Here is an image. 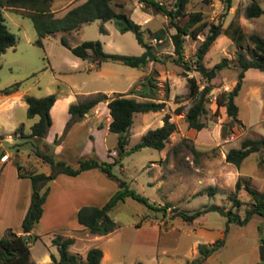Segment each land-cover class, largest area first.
<instances>
[{
  "label": "rangeland",
  "instance_id": "1",
  "mask_svg": "<svg viewBox=\"0 0 264 264\" xmlns=\"http://www.w3.org/2000/svg\"><path fill=\"white\" fill-rule=\"evenodd\" d=\"M82 1L51 0L49 8L55 17H59ZM157 1L166 7L173 3V0ZM250 1L231 0L230 7L225 8L224 0H188L184 11H199L206 22L195 38L183 36L182 56L191 68L194 52L206 35L209 24H220V33L202 57L205 67L222 58L235 63L238 56L245 59L255 56L247 34L264 36V14L246 18L243 9ZM254 1L264 9V0ZM110 5L140 25L153 53L162 61H150L142 68L113 61H103L97 66L72 55L60 43V37L69 46L85 40H98L107 53L139 55L142 47L131 31L120 32L112 20L101 22L97 19L83 22L76 29L55 31L43 37L41 45H37L31 20L2 7L4 23L14 34L16 42L0 54V150L8 156L7 162L0 165V237L5 236L9 229L21 234L20 221L25 212L26 195L28 193L30 199L34 194L29 179L16 175L11 158H17L26 170L42 172L45 176L50 173V168L34 155L36 146L72 164L78 156L91 150L99 159L111 162L117 156V135L107 131L110 116L106 102L94 106L85 115V123L79 121L68 126V135L63 140L67 131L62 137L60 134L67 120L66 107L97 93L108 98L121 93L141 100L135 92H129L132 88H140L141 81L149 75L157 88L154 100L162 102V107L133 115L125 149L138 142L146 130L160 126L165 118L174 125V130L161 150L140 147L122 156L111 171L125 181L129 189L146 197L149 203L156 207L168 206L163 211H156L151 209L152 205L148 208L138 200L125 197L109 211L119 226L108 234L92 235L77 224L75 211L82 205L101 206L117 189L116 182L95 168L73 177L58 173L52 180L46 178L49 193L39 221L29 232L40 236L29 242L30 261H37V256L45 248L57 255L55 246L50 243L52 236L57 234L73 239L68 251L78 258H84L85 249L99 247L108 252L117 264H185L186 260L199 256L198 243L206 245L218 239L223 240L222 245L199 264L264 262L263 217L252 214L247 222L239 224L234 220L227 222L226 216L209 210L188 223L172 215L176 211L190 213L205 205H217L242 219L253 200L244 189H235L236 181L241 186L246 182L257 192H264V150L249 154L238 167L224 159L226 151L238 147L243 138H264V72L256 69L245 72L244 81L234 98L237 106L234 118L215 102L231 90L238 68L231 67L232 70L226 69L224 74L220 72L212 78V88L205 104L207 112L201 118L204 126L198 131L189 129L184 120L191 103L185 95L186 77L193 76L199 82V88L202 80L192 69L182 75V67L174 63L175 54L169 37L174 28L167 17L154 9L142 7L134 0H110ZM185 18V15L181 16L179 23L182 24ZM158 29L163 35L157 41L150 33ZM235 29H239L241 39H234ZM14 84H17L16 91L3 93ZM50 93L55 95V107L53 112L51 110L52 123L43 142L20 139L14 130L21 125L26 134L37 119V116L27 117L23 97H41ZM176 107H180L178 113L174 111ZM54 137L59 142L64 141L62 150H59L64 154L56 151L57 144L52 143ZM191 148L197 152L196 155ZM74 155L77 158H73ZM208 186L215 189L211 195L205 191ZM64 191L70 197L63 196ZM232 195L239 200L238 206H233ZM260 251H263L262 260Z\"/></svg>",
  "mask_w": 264,
  "mask_h": 264
},
{
  "label": "trees",
  "instance_id": "2",
  "mask_svg": "<svg viewBox=\"0 0 264 264\" xmlns=\"http://www.w3.org/2000/svg\"><path fill=\"white\" fill-rule=\"evenodd\" d=\"M144 8H151L166 16L168 23L174 28V32L170 34V40L173 45L174 63L182 67L181 74L186 75L185 71L190 69L199 73L202 86L199 88V82L193 76L186 77L187 91L186 97L191 100L184 115L186 126L195 131L200 130L204 126L202 117L206 114L207 94L212 88L211 79L223 73L226 69L232 70L231 67L238 68L236 80L231 90L225 92L223 99H216V105L222 106L228 116L234 118L237 113V106L234 103V98L237 96L240 86L245 78V72L249 69H256L264 72V36L256 33L247 34L248 41L252 44L255 51V56L251 59H245L238 56L235 63L225 58L215 62L210 67H205L202 64V57L207 51L210 44L220 33V24H209L207 33L198 44L193 55V66L188 64L182 56L183 36L188 35L191 38L195 36L206 26V22L202 18L199 11L185 12V6L188 0H173L170 7H166L157 0H134ZM51 0H0V54L7 48H12L16 42L15 36L11 33L5 23L2 15V7H6L21 16L28 17L36 31L34 43L41 45V39L55 31L76 29L83 22L100 20L101 22L113 21L116 29L120 32L131 31L134 38L142 47V52L139 55H127L118 53H107L103 51L101 43L98 40H85L77 45L69 46L63 37H60V43L67 47L72 55L80 59H86L90 63H95L97 66L103 61L118 62L130 67L142 68L150 61H162L152 51V46L144 38L140 25L135 23L124 12H116L110 5V0H83L82 2L67 9L61 16L55 17L50 11L49 5ZM225 8L230 7L231 0H224ZM244 16L246 18L258 17L264 14L258 3L254 0L244 6ZM186 16L182 24L178 19L181 16ZM163 35L161 29L154 30L150 36L155 40H160ZM242 34L239 29L234 30V39H241ZM224 74V73H223ZM17 90V84L3 90L4 94ZM156 84L152 76H145L141 81V87L137 90L133 88L129 93L135 94L142 98L136 100L132 97H125L118 93L113 97L108 98L103 93H97L81 101L70 103L67 106L69 117L62 129V135L67 131L68 126L75 122L82 121L85 115L90 110L97 106L98 103L105 101L110 121L107 125V131L117 135L116 147L117 156L111 162L101 160L95 152H90L79 156L75 162L68 163L63 158L53 157L50 154L40 150L38 146L34 149V155L42 162L47 163L50 168V173L45 176L42 172L34 170H26L24 166L18 163V159L12 157V164L16 169L18 177H27L30 181L32 193H36L35 197H30L29 204L20 221L21 234H15L10 229L5 236L0 237V264H36L29 259V242H33L40 238L38 234H29L33 225L37 223L43 211V204L46 195L49 191L47 180H52L56 174L62 173L68 176H76L83 169L94 167L109 179L114 180L117 184V189L109 196V198L101 206L82 205L75 212V220L82 229L92 235H105L114 231L119 225L109 215V211L118 202H122L125 197L138 200L144 205L151 207L152 210L163 211L164 207H156L149 203L148 199L132 189H129L126 182L118 178L111 171L114 164L119 163L122 156L139 149L140 147H149L155 150H161L164 147L168 136L173 132L174 125L164 119V122L153 129L146 130L138 142L133 146L125 149L127 144V136L129 127L131 126L133 115L135 113H145L148 111H156L162 107V102L155 101ZM55 95L50 93L41 97L27 95L23 97L26 104L27 117L37 116L28 133H23L22 126L19 125L14 133L20 139H34L42 141L48 128L51 125L49 110L55 103ZM176 113L180 111V107L174 109ZM43 142V141H42ZM58 139L53 138L52 143L58 144ZM36 144V143H35ZM20 145V144H19ZM17 149V146H16ZM18 150V149H17ZM196 155L197 152L192 149ZM264 150V138H243L238 147H231L225 153V161L239 166L240 163L251 153H256ZM4 152L0 150V156ZM15 156V155H14ZM236 190L244 189L253 200L249 209H246L242 219L231 210H223L217 205H205L201 209H196L190 213L176 211L172 215L179 217L182 221L191 223L199 215L209 210H214L226 216L227 222L236 221L239 224H244L248 221L252 214H257L264 218V192H257L250 187L246 182L241 186L237 180L234 185ZM205 191L211 195L215 189L211 186L205 188ZM233 206L240 204L239 200L232 195ZM73 242L71 237H61L53 235L50 243L55 246L57 255L50 254L51 264H99L101 259V249L98 247H90L86 252L83 260H80L74 253L68 251V246ZM223 243L222 239L215 240L210 245L198 244V257L186 260L185 264H199L207 255L218 249ZM140 264V263H136ZM255 264H264L262 261H257Z\"/></svg>",
  "mask_w": 264,
  "mask_h": 264
},
{
  "label": "crops",
  "instance_id": "3",
  "mask_svg": "<svg viewBox=\"0 0 264 264\" xmlns=\"http://www.w3.org/2000/svg\"><path fill=\"white\" fill-rule=\"evenodd\" d=\"M101 103H99L98 105H100ZM68 106V105H67ZM54 107H55V105H53V107H51L50 108V110H49V115H50V117H51V123H52V115H51V110H52V112H53V109H54ZM66 111H67V107H66ZM68 117H69V114H67V119H68ZM87 119V118H86ZM86 119L84 118L80 123H85L86 122ZM67 121V120H66ZM85 121V122H84ZM73 125V124H72ZM51 126V125H50ZM68 132L69 131H67L66 132V134H65V136H64V138H63V140L65 139V137L68 135ZM87 133H88V131H87ZM60 141L56 146V151H59V150H62V148H63V145H64V141ZM90 143V142H89ZM86 144H88V142H86ZM91 144V143H90ZM59 152H61V151H59ZM61 153H63V152H61ZM64 154V153H63ZM76 155H74L73 156V158L75 157ZM79 157V156H78ZM75 158H77V157H75ZM7 161H5V162H0V165L1 164H4V163H6ZM94 169V167H88V168H85V169H83L79 174H81L82 172H84V171H87V170H89V169ZM96 169V168H95ZM78 175V174H77ZM76 175V176H77ZM68 176V175H67ZM71 177H73V176H71ZM48 193H49V191H48ZM62 195L63 196H65V197H70L69 196V194H68V192L67 191H64V193H62ZM72 195H74L73 193H71V196ZM28 193H27V195H26V197H27V200H26V203H25V208H24V210H26V208H27V206H28V203H29V199H28ZM107 200V199H106ZM105 200V201H106ZM76 212V211H75ZM214 242V241H213ZM213 242H211V243H213ZM211 243H208V244H211ZM198 244H200V243H198ZM197 244V245H198ZM208 244H206V245H208ZM196 245V246H197ZM90 248V247H89ZM89 248H87V249H85V251H87ZM99 248V247H98ZM101 252H102V255H101V259H100V261H99V264H117V263H114V261H112L111 260V257H110V254L108 253V252H105L104 250H101ZM50 254H53L54 255V253H52V251L50 250V249H48V248H45V251H43V252H41L38 256H37V261H35L34 263H36V264H51L52 263V261H51V259H50ZM54 256H56V255H54ZM85 256V255H84ZM80 260H83L84 258L81 256L80 258H79Z\"/></svg>",
  "mask_w": 264,
  "mask_h": 264
},
{
  "label": "built area",
  "instance_id": "4",
  "mask_svg": "<svg viewBox=\"0 0 264 264\" xmlns=\"http://www.w3.org/2000/svg\"><path fill=\"white\" fill-rule=\"evenodd\" d=\"M8 156L7 154L3 153L1 156H0V162H5L7 160Z\"/></svg>",
  "mask_w": 264,
  "mask_h": 264
},
{
  "label": "water",
  "instance_id": "5",
  "mask_svg": "<svg viewBox=\"0 0 264 264\" xmlns=\"http://www.w3.org/2000/svg\"><path fill=\"white\" fill-rule=\"evenodd\" d=\"M35 196H36V193L33 194V197H35ZM259 258H260V260L263 259V251H260V257Z\"/></svg>",
  "mask_w": 264,
  "mask_h": 264
}]
</instances>
